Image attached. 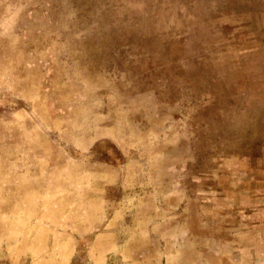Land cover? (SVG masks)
<instances>
[{"label": "rangeland", "instance_id": "obj_1", "mask_svg": "<svg viewBox=\"0 0 264 264\" xmlns=\"http://www.w3.org/2000/svg\"><path fill=\"white\" fill-rule=\"evenodd\" d=\"M0 264H264V0H0Z\"/></svg>", "mask_w": 264, "mask_h": 264}, {"label": "crops", "instance_id": "obj_2", "mask_svg": "<svg viewBox=\"0 0 264 264\" xmlns=\"http://www.w3.org/2000/svg\"><path fill=\"white\" fill-rule=\"evenodd\" d=\"M183 171L185 172V177H187V170L185 169ZM191 182L196 183V181L194 179H191ZM182 191L184 192V191H187V190H182Z\"/></svg>", "mask_w": 264, "mask_h": 264}]
</instances>
